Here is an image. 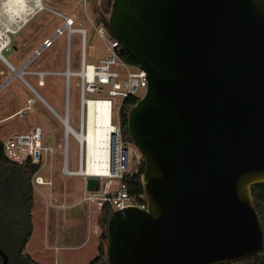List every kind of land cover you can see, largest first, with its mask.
I'll return each instance as SVG.
<instances>
[{"label":"water","instance_id":"water-1","mask_svg":"<svg viewBox=\"0 0 264 264\" xmlns=\"http://www.w3.org/2000/svg\"><path fill=\"white\" fill-rule=\"evenodd\" d=\"M102 10L146 85L127 129L145 161L148 207L113 211L107 264L255 256L264 245L252 192L264 185V0H103ZM101 183L86 177L88 191ZM0 256L10 264L1 247Z\"/></svg>","mask_w":264,"mask_h":264},{"label":"rangeland","instance_id":"rangeland-1","mask_svg":"<svg viewBox=\"0 0 264 264\" xmlns=\"http://www.w3.org/2000/svg\"><path fill=\"white\" fill-rule=\"evenodd\" d=\"M43 5L50 9L58 10L67 15H71L76 21V27H83L87 31L85 38V52L87 63L98 64L109 56V51L97 31L95 9L97 17L108 16V10H102L103 0H91L83 3V0H42ZM94 10V11H93ZM101 13V14H100ZM64 19L48 9H45L29 22H27L19 34L14 36L13 49L4 52L8 61L0 59V86L7 82V85L0 91V139L6 140L10 135L16 132L30 130L34 124H42L43 143L56 148V153L49 155L48 167L51 158H58L56 161L58 173L62 170L63 154L56 146L57 131H63L64 127L59 124L53 116L47 104L35 92H32L25 84V79L30 82L43 98L61 115H65V101L67 97L68 86L66 79L62 76H47L45 85H39V77L30 74L32 71H55L65 70L68 64V35L59 36L53 45L42 52L31 63L24 67L25 73L19 77L14 73L12 67L19 69L23 63L34 54L35 50L40 48L44 39L51 37L58 27H61ZM72 55L75 71L81 68L82 57V36L74 33L72 36ZM15 46L17 48H15ZM25 79H24V78ZM23 78V79H22ZM79 78L73 76L70 84V123L77 130L80 128L82 114V96ZM145 94L144 90L138 93V98ZM87 98L96 97L95 94H86ZM101 97H108L105 93ZM39 98V99H38ZM113 99V119H118V103L121 99ZM34 99L36 106H41L37 114L32 110H27L24 116H13L5 118L18 109L29 105L28 100ZM42 100L46 105L40 102ZM11 126L12 128H7ZM138 152H140L138 150ZM86 158V154H85ZM81 153L79 142L74 136L70 138L69 165L71 169H78L81 162ZM129 165L134 167L137 164V158L134 153H129ZM139 159V158H138ZM84 175H65L64 183L66 185L67 201L70 207L68 209H57L47 207L37 194V200L34 207V230L28 241L24 253L29 254L39 264H88L91 260H84L79 257V253L90 255L97 253L100 243L99 216L100 209L97 204H91L85 200L83 186L85 183ZM57 179V178H56ZM104 181L108 180L106 178ZM61 181V179H57ZM63 182V181H61ZM113 189L119 187V179H112ZM63 183V184H64ZM84 198L82 202L81 199ZM80 201V202H79ZM78 205V206H77ZM91 207V212L89 213ZM55 230V231H54ZM51 231V232H50ZM53 244H58L51 247ZM84 245L82 251H72L67 249L69 245ZM94 254V255H95Z\"/></svg>","mask_w":264,"mask_h":264},{"label":"built area","instance_id":"built-area-1","mask_svg":"<svg viewBox=\"0 0 264 264\" xmlns=\"http://www.w3.org/2000/svg\"><path fill=\"white\" fill-rule=\"evenodd\" d=\"M91 0H83L84 5ZM48 9L56 15L62 17L64 22L61 27H58L55 33L51 37H47L40 48L36 49L32 55L31 60H27L23 63H31L35 58L42 54L45 50L53 45V42L61 35H68V64L67 68L63 71H32L30 74L37 75L39 77V85H45V78L47 76H62L66 79L68 91L65 101V115L59 114L53 107L47 106V101L38 92L37 95L42 98L40 100L43 105L47 106L53 116L57 119L59 124L64 127L57 131V148L61 150L62 161V174L64 175H84V169L87 167V152L89 150V141L85 138L89 134L90 128L98 130V118H91L89 114L90 102L93 104H99L101 102H109V115L110 120L102 129L101 135L104 140H97L95 145L99 149H104L106 142L110 152V169L106 174L98 175L102 179L101 189L99 191H86L85 200H88L90 204H97L102 210L104 205L109 204L113 210L124 209L128 206H139L143 209H147L148 201L146 195H131L128 186L124 182V175L128 172H133L136 169V165L142 158L141 152H138V148L133 144L129 146L123 139V127L121 121V109L124 100L131 95L138 97V93L141 90L146 92L144 70L138 65H131L127 63L120 55L122 49L121 44L117 43L114 37L108 32L104 25V19L96 18L97 31L100 34L109 56L102 59L98 64H89L86 59L85 52V38L87 31L83 27H76L75 19L67 14L59 12L55 9L47 8L43 5L42 0H0V59L6 61L7 58L4 52L13 49L14 36L19 34L23 26L29 22L37 13ZM27 11H31L30 19L26 21ZM96 13V12H95ZM74 33L81 34L82 36V57L81 68L79 71H75L72 68L73 55H72V36ZM27 64V65H28ZM73 76L79 78L78 85L80 86V92L82 96V114L80 121V128L77 130L70 123V84ZM25 79V78H24ZM25 84L32 91H36V88L25 79ZM7 85L3 83L0 86V91ZM95 94L96 97L87 98L86 94ZM105 93L108 97H101ZM144 96V95H143ZM142 96V97H143ZM111 97H118L121 102L118 103V119H113V99ZM141 98V97H140ZM39 99V98H38ZM29 105L16 112L14 116H24L27 110H32L37 114L38 110H41V106L33 107L35 104L34 99L28 100ZM99 131V130H98ZM74 136L79 142V150L81 153L80 167L77 170L71 169L69 165V152H70V138ZM83 137V138H82ZM6 155L9 159L17 163H24L27 160H31L33 164L39 165V170L33 176L34 188H38L41 185H53L52 180L46 179L41 170L47 163L48 156L55 152L53 146L44 145L43 143V127L42 124L36 123L30 130L15 133L10 138L3 140ZM134 153V158H137V164L134 167L129 165V153ZM127 153V155H126ZM86 154V158H85ZM139 158V159H138ZM127 161V163H126ZM106 178L108 180L104 181ZM112 179H119V187L113 189Z\"/></svg>","mask_w":264,"mask_h":264},{"label":"trees","instance_id":"trees-1","mask_svg":"<svg viewBox=\"0 0 264 264\" xmlns=\"http://www.w3.org/2000/svg\"><path fill=\"white\" fill-rule=\"evenodd\" d=\"M95 12H97L96 9ZM98 19H106V17L103 16ZM120 55L127 63L137 65L133 57L125 50L121 49ZM138 99L135 95L128 96L121 109L123 139L129 146H133V143L127 129V114L129 108ZM39 168L40 166L33 164L30 159L24 163H17L9 159L5 152L3 140L0 139V247L8 254L10 264H39L29 254L24 253L34 230L33 210L36 192L33 176ZM145 168V161L142 157L136 165L135 171L124 175V182L133 196L145 194L141 182V174ZM252 192L264 227V185L253 188ZM113 211L109 204L104 205L101 210L99 250L98 254L88 264H107V227ZM0 264H2L1 256ZM234 264H264V245L255 256Z\"/></svg>","mask_w":264,"mask_h":264},{"label":"bare ground","instance_id":"bare-ground-1","mask_svg":"<svg viewBox=\"0 0 264 264\" xmlns=\"http://www.w3.org/2000/svg\"><path fill=\"white\" fill-rule=\"evenodd\" d=\"M31 14V11H27L26 21L30 19L29 16H31ZM27 64L28 63L20 66L19 69L12 67L14 73L19 77H22L25 73L24 67ZM34 92L37 94L36 91ZM89 114L91 118V123L93 121V118H98L99 131L95 130L91 126L89 134L85 136V138L89 141V150L87 152V167L84 169V173L89 175L106 174L109 172L110 169V152L107 142L104 149H99L98 147H96L95 143L97 140H104L103 135H101L100 132L102 133V129L104 126L106 132V125L107 123H109L110 120L109 102H101L99 104H93V102H90Z\"/></svg>","mask_w":264,"mask_h":264},{"label":"crops","instance_id":"crops-1","mask_svg":"<svg viewBox=\"0 0 264 264\" xmlns=\"http://www.w3.org/2000/svg\"><path fill=\"white\" fill-rule=\"evenodd\" d=\"M94 11V10H93ZM71 16V15H70ZM95 17H96V13H95ZM97 18V17H96ZM46 39V38H45ZM44 39V40H45ZM15 48H17L15 46ZM8 60V59H7ZM38 93V91H37ZM44 101V100H43ZM45 102V101H44ZM46 103V102H45ZM47 105L51 106L48 102L46 103ZM52 107V106H51ZM19 110V109H18ZM17 110V111H18ZM15 111L14 113H11L10 115H7L5 118H2L1 120H4L6 118H12L16 112ZM7 128H12L11 126H7ZM2 133V132H0ZM18 133V132H16ZM15 134V133H14ZM13 134V135H14ZM13 135H10V136H13ZM58 137V135H57ZM10 138V137H9ZM51 146V145H50ZM56 146H57V141H56ZM54 149L56 150V148L54 147ZM56 153V151L54 152ZM53 155V154H50V156ZM56 161H58V158H55L54 157V160L53 158H51V161H50V166H49V169H47L48 167V162H49V156H48V159H47V163L45 164V166L42 168L41 170V174L48 180H52L53 181V185H41V186H38V188H35V192H36V200H37V194L40 196L42 202H45L46 206L47 207H53V208H57V209H68L70 207H76L74 205H69L68 204V201H67V192H66V185L64 183V178H65V175L62 174V170H61V173H58V169H57V164H56ZM74 170H77V169H74ZM85 177V176H84ZM61 179V181H57V179ZM85 179V183H84V186H83V194L85 191H88L87 190V187H86V177L84 178ZM64 183V184H63ZM114 187V185H113ZM86 194V192H85ZM81 201L83 202L84 201V198L81 199ZM80 202V201H79ZM36 204V202H35ZM91 205V204H90ZM78 206V205H77ZM35 207V206H34ZM100 209V208H99ZM34 211V210H33ZM91 212V207H90V210H89V213ZM100 213H101V209H100ZM34 214V213H33ZM33 218H34V215H33ZM100 218V216H99ZM34 221V219H33ZM55 231V230H54ZM51 232V231H50ZM54 245H56V247H54ZM58 244H53L51 247H54V248H58L57 246ZM83 247L84 245H80V246H75V245H69L67 246V249H72V251H82L83 250ZM98 250H99V247L97 248V253H93L90 255H86L85 253H79V257L81 258H84V260H87L88 258V261L89 260H92L97 254H98ZM84 251V250H83ZM95 254V255H94Z\"/></svg>","mask_w":264,"mask_h":264}]
</instances>
